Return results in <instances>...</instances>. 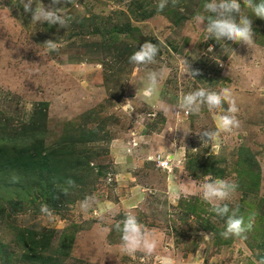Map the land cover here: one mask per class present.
Returning a JSON list of instances; mask_svg holds the SVG:
<instances>
[{"label": "rangeland", "instance_id": "1", "mask_svg": "<svg viewBox=\"0 0 264 264\" xmlns=\"http://www.w3.org/2000/svg\"><path fill=\"white\" fill-rule=\"evenodd\" d=\"M16 2L0 0V264H160L162 256L256 264L264 241V20L242 4L254 32L248 47L205 40L194 20L208 15L205 0H169L162 12L158 0H72L58 5L71 17L65 29L33 23ZM48 40L59 50H47ZM145 41L158 44L156 62L129 63ZM178 57L199 73L194 80ZM148 71L159 75L151 98L139 87ZM200 87L230 89L238 109L240 127L214 142L198 132L216 130L219 110L159 108H175ZM30 126H43L42 151L64 160L62 181L13 160L35 139ZM217 178L238 185L223 203L252 218L246 239L223 238L224 219L200 197V185ZM86 197L95 199L84 212ZM45 204L51 216L41 212ZM128 213L157 241L151 256L122 251L113 226Z\"/></svg>", "mask_w": 264, "mask_h": 264}, {"label": "clouds", "instance_id": "2", "mask_svg": "<svg viewBox=\"0 0 264 264\" xmlns=\"http://www.w3.org/2000/svg\"><path fill=\"white\" fill-rule=\"evenodd\" d=\"M72 0H50L45 6L41 0H17L16 5L23 9V12L31 15V21L35 24L47 22L49 25H59L65 29L69 25L71 17L68 16L64 4H71ZM178 0H171L175 6ZM169 4V0H158L156 4L157 11L162 12ZM251 11L252 17L264 20V0H205L203 4L204 13L208 15L197 14L194 17L197 26L205 33L206 39L215 41L224 40L233 43L242 42L251 47L254 43L252 18L242 9ZM204 25L201 28V25ZM162 43V41H161ZM49 51H58V42L48 40L43 44ZM212 52V46L206 48ZM159 52L157 43L145 41L139 48L129 56V63L134 65H148L156 62ZM184 74L193 80L199 74L197 71L190 70L187 60L178 57ZM136 84L134 82H130ZM159 75L156 71H148L146 77L140 81L139 87L143 90V95L147 98L153 97L157 92ZM127 100L126 102H130ZM228 107L225 108L224 105ZM206 107L209 111L219 110L215 115V131L203 130L198 132L201 139L206 142H214L219 138L221 132L231 133L240 127V121L237 119L238 111L232 93L228 88H222L219 91L200 87L187 93H182L178 103L173 106L161 101L159 108L164 113L172 112L174 109L184 110L187 114H200L202 108ZM195 182V181H193ZM66 184L74 186L72 179H67ZM238 185L228 179H209L200 185L201 199L210 205V211L216 216L224 219V228L220 235L227 239L230 237L246 239L247 232L253 228L252 218L245 220V217L237 214V209H231L228 204L223 203L235 193ZM65 193L67 188L64 189ZM94 197H86L80 203L81 210L87 212L94 202ZM41 212L51 216V210L45 204L41 206ZM115 230L121 233V249L127 254H135L138 251L151 256L156 248L157 241L146 234L144 226L138 218L131 213L126 214L114 226ZM198 254V253H197ZM160 264H176L171 256L157 257ZM256 264H264V257L256 261Z\"/></svg>", "mask_w": 264, "mask_h": 264}, {"label": "trees", "instance_id": "3", "mask_svg": "<svg viewBox=\"0 0 264 264\" xmlns=\"http://www.w3.org/2000/svg\"><path fill=\"white\" fill-rule=\"evenodd\" d=\"M44 105H42L43 107ZM40 118L42 120H44V115L41 113V115H39ZM37 124V123H35ZM35 124L33 126H35ZM42 125V124H41ZM40 127V129L43 127L41 126H37ZM37 127L32 128L30 126V129L28 131L27 137H29V141H31V143L24 147L22 149L21 152H24V156L23 154H20L21 152H17L18 156L13 154V160L17 161V160H26V162H24V164L22 165L23 169H31L33 167L48 171L49 173H52L53 175H55L57 177L58 181H62V176L63 173H65V171L67 170L66 168L62 167V165L64 166L65 163H63V159L60 160V156H56V152L55 151H51V152H43V143L42 140L40 139L42 135V129L40 131H37ZM2 142V139H0ZM9 140L8 138L3 139V141H7ZM16 140V139H14ZM25 144V142H23ZM31 152V154H27V152ZM59 152H61V150H59ZM22 157V159H21ZM24 157V158H23ZM37 158V160H36ZM64 177V176H63ZM65 180L68 178H64ZM46 243V242H45ZM44 243V245H45ZM33 244H35V242H33ZM38 257L35 256V258H31L33 261H35Z\"/></svg>", "mask_w": 264, "mask_h": 264}, {"label": "crops", "instance_id": "4", "mask_svg": "<svg viewBox=\"0 0 264 264\" xmlns=\"http://www.w3.org/2000/svg\"><path fill=\"white\" fill-rule=\"evenodd\" d=\"M209 46H212V45L209 44L207 47H209ZM262 239L264 240V231H263V237H262ZM261 257H264V241H263V250H262L261 254H259V256L255 258V260H258Z\"/></svg>", "mask_w": 264, "mask_h": 264}, {"label": "built area", "instance_id": "5", "mask_svg": "<svg viewBox=\"0 0 264 264\" xmlns=\"http://www.w3.org/2000/svg\"><path fill=\"white\" fill-rule=\"evenodd\" d=\"M158 168H163L166 166L165 162H158L157 163Z\"/></svg>", "mask_w": 264, "mask_h": 264}]
</instances>
